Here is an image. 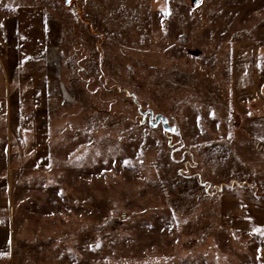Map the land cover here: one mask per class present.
Listing matches in <instances>:
<instances>
[{"label": "rangeland", "instance_id": "rangeland-1", "mask_svg": "<svg viewBox=\"0 0 264 264\" xmlns=\"http://www.w3.org/2000/svg\"><path fill=\"white\" fill-rule=\"evenodd\" d=\"M161 1L0 0V264H264V0Z\"/></svg>", "mask_w": 264, "mask_h": 264}, {"label": "crops", "instance_id": "crops-1", "mask_svg": "<svg viewBox=\"0 0 264 264\" xmlns=\"http://www.w3.org/2000/svg\"><path fill=\"white\" fill-rule=\"evenodd\" d=\"M158 1L152 0L156 10L161 6ZM37 54L38 52L35 55ZM231 89L232 100L238 104L240 112L244 114L243 125L246 132L251 138L261 141L264 145V108L262 114H248V106L240 102L246 96L252 97L258 91L257 50L252 43L236 45L233 48Z\"/></svg>", "mask_w": 264, "mask_h": 264}, {"label": "water", "instance_id": "water-1", "mask_svg": "<svg viewBox=\"0 0 264 264\" xmlns=\"http://www.w3.org/2000/svg\"><path fill=\"white\" fill-rule=\"evenodd\" d=\"M69 0H64V2L65 3H67ZM162 123V126H163V128L165 129V130H169L170 129V127L166 124V119L163 117V116H161V115H157L156 117H155V120H154V122H152L151 123V125L152 126H156L158 123Z\"/></svg>", "mask_w": 264, "mask_h": 264}, {"label": "snow or ice", "instance_id": "snow-or-ice-1", "mask_svg": "<svg viewBox=\"0 0 264 264\" xmlns=\"http://www.w3.org/2000/svg\"><path fill=\"white\" fill-rule=\"evenodd\" d=\"M197 2H199V0H197ZM168 13H166V15H167Z\"/></svg>", "mask_w": 264, "mask_h": 264}]
</instances>
